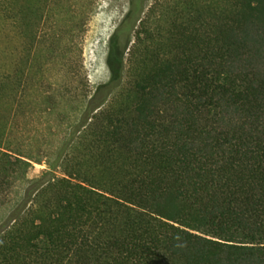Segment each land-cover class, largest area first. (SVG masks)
<instances>
[{"label":"trees","instance_id":"16d2710c","mask_svg":"<svg viewBox=\"0 0 264 264\" xmlns=\"http://www.w3.org/2000/svg\"><path fill=\"white\" fill-rule=\"evenodd\" d=\"M164 1L127 0L109 79L42 158L16 96L60 0H0V264H264V0Z\"/></svg>","mask_w":264,"mask_h":264},{"label":"rangeland","instance_id":"374dc122","mask_svg":"<svg viewBox=\"0 0 264 264\" xmlns=\"http://www.w3.org/2000/svg\"><path fill=\"white\" fill-rule=\"evenodd\" d=\"M154 1L147 0L146 12ZM172 1L168 5L164 1L167 20L178 19L192 4V0ZM127 10V0H60L56 4L46 29L52 33L41 48L43 59H34L29 85L24 90L20 87L16 96L18 117L12 137L16 148L42 158L53 154L86 99L97 85L109 79V40ZM157 24L163 32L168 30L164 21ZM66 53L69 62L64 60ZM1 115L2 119L8 117L6 111ZM44 168L34 163L28 178L38 177ZM24 184L13 189V199L20 195ZM13 203L0 205V221Z\"/></svg>","mask_w":264,"mask_h":264}]
</instances>
